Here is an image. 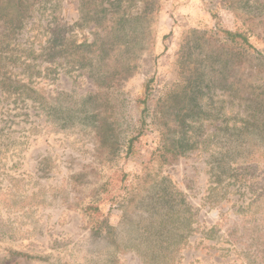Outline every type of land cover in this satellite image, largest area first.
<instances>
[{
	"label": "rangeland",
	"instance_id": "obj_1",
	"mask_svg": "<svg viewBox=\"0 0 264 264\" xmlns=\"http://www.w3.org/2000/svg\"><path fill=\"white\" fill-rule=\"evenodd\" d=\"M24 15L0 21V264H264V0Z\"/></svg>",
	"mask_w": 264,
	"mask_h": 264
},
{
	"label": "trees",
	"instance_id": "obj_2",
	"mask_svg": "<svg viewBox=\"0 0 264 264\" xmlns=\"http://www.w3.org/2000/svg\"><path fill=\"white\" fill-rule=\"evenodd\" d=\"M29 1L30 0H4L2 2V4L5 5V7L0 10V21H2V25L4 26L3 34L11 33L12 30L17 29L19 26L22 25V20L25 17L24 14L26 11V7L29 5ZM10 7H14L15 9H8ZM227 35L232 42H236L237 38H240L243 43H247L250 45L247 35L245 33L228 30ZM28 101H30V99H28ZM88 209L97 211L98 213L101 211L99 205L94 204L90 205ZM102 225L104 224H101V226H99L98 228L96 227V231L93 230L92 233L97 236L101 235V231L104 227Z\"/></svg>",
	"mask_w": 264,
	"mask_h": 264
}]
</instances>
